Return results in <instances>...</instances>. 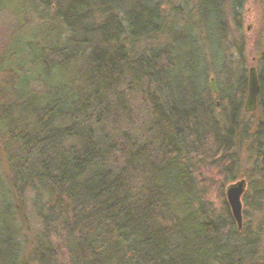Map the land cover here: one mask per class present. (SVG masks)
Listing matches in <instances>:
<instances>
[{
	"label": "trees",
	"instance_id": "1",
	"mask_svg": "<svg viewBox=\"0 0 264 264\" xmlns=\"http://www.w3.org/2000/svg\"><path fill=\"white\" fill-rule=\"evenodd\" d=\"M25 3L51 29L37 43L11 44L25 49L17 66L0 59V264H19L31 218L41 228L39 264H264V55L250 131L260 185L244 196L238 229L222 188L220 206L208 195L219 185L210 170L235 181L248 91L247 71L228 65L222 37L214 96L207 66H180L170 47L134 52L165 30L162 0ZM216 4L202 3L213 38ZM189 71L183 79L196 87L186 91L176 82ZM214 97L224 104L217 117ZM122 120L128 130L115 138ZM209 153L216 157L204 160Z\"/></svg>",
	"mask_w": 264,
	"mask_h": 264
},
{
	"label": "rangeland",
	"instance_id": "2",
	"mask_svg": "<svg viewBox=\"0 0 264 264\" xmlns=\"http://www.w3.org/2000/svg\"><path fill=\"white\" fill-rule=\"evenodd\" d=\"M6 1L7 4L5 5L9 8L0 13V59L6 56L5 66H17L22 60L21 58H23L25 49L22 50V47L11 48V44L22 46L23 39H33L37 43L40 38L48 36L47 33H49L51 28L49 23L47 24L46 21H41L39 15L32 12V9L25 3V0ZM162 1V7L167 17L165 32L163 31L160 35L151 36L135 44L134 52H136V55L140 54L143 49H147L148 52L154 48L170 47L176 62H179L180 66H207V85L210 86V80L214 78L216 81L217 75L212 66H219V61L222 57V52H218L220 51V47L218 51L216 47L217 39L221 36L223 41H221L220 45H222V51L227 58L226 62L229 66H243L247 71V76L250 68L255 67L257 69L259 61L264 55V0H217L216 5L220 21L217 29L218 36H215V38L212 37L210 30L208 31L204 24V16L202 15L204 9L202 3L204 0ZM10 5H17L25 10L16 12ZM18 53L20 54L17 58H10L13 54ZM192 73V71L188 73L181 72L178 78L181 82H176V85L183 87L186 91L193 90L196 84L193 81H186L187 78L183 79L184 76H194ZM6 80V76L3 75L0 77V84L6 82ZM218 84L216 81L217 92ZM127 99L130 107L135 108L134 105L132 106L129 96H127ZM140 100L142 102V97L139 98V104H136L137 108L134 112L136 114L140 112L142 121L146 118V112ZM213 100L217 105L215 116L222 115L224 104L216 97ZM134 101L137 102V100ZM134 101L132 100V102ZM256 113L257 110L254 113H245L244 110L241 119L242 124L237 138L238 146L236 147V153L238 154L239 166L235 172V181L245 180L247 183L245 194L242 197V214L246 209L244 196L252 195L255 192L254 189L260 185L258 182L259 175L255 174L253 170L255 154L251 153L252 144L250 140L252 133L250 132L252 130L251 124L260 118V115ZM134 122L135 120L133 119L132 123ZM112 128L115 132V138L120 135L124 136L128 130L126 121L124 122L123 120L119 121L116 126L113 125ZM134 129L136 131H133V134L141 135V130L137 125ZM243 130H246V132H243ZM195 157H192L193 162L196 160ZM215 157L214 154L209 153L203 159L209 161L210 158ZM196 158L200 159L198 157ZM209 173L215 178V183L219 184L218 190H216V187L213 190L208 189L209 200L213 202V206L217 207L221 203L220 201L217 202L216 193L222 188L226 199V188L233 182L224 180V177L222 179L219 178L220 176L216 171L210 170ZM136 180L139 181L140 178ZM27 211V214H31L30 209ZM245 224L246 221L243 218V226ZM40 231V225L35 218H31L26 222L21 234V239H23L25 245L23 246L24 251L20 259H18L19 264H39V255H37L38 246H36L35 238L40 234ZM60 238L58 239L57 236V242L63 240L62 236ZM65 261H68L67 257H65Z\"/></svg>",
	"mask_w": 264,
	"mask_h": 264
},
{
	"label": "water",
	"instance_id": "3",
	"mask_svg": "<svg viewBox=\"0 0 264 264\" xmlns=\"http://www.w3.org/2000/svg\"><path fill=\"white\" fill-rule=\"evenodd\" d=\"M211 91L213 94L217 93L216 81L214 78L210 80ZM259 92V81L257 69L252 67L248 72V91L244 103V110L247 113L256 112L257 97ZM247 183L245 180L235 181L229 184L226 188V199L231 209L233 218L235 219L238 229H242L243 226V214H242V197L245 194Z\"/></svg>",
	"mask_w": 264,
	"mask_h": 264
}]
</instances>
